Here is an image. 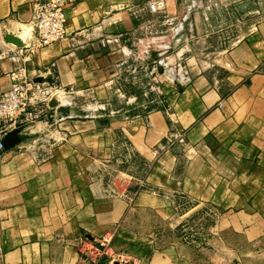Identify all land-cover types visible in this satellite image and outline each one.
I'll use <instances>...</instances> for the list:
<instances>
[{"label": "crops", "instance_id": "obj_1", "mask_svg": "<svg viewBox=\"0 0 264 264\" xmlns=\"http://www.w3.org/2000/svg\"><path fill=\"white\" fill-rule=\"evenodd\" d=\"M226 1L248 8L251 29L223 51V75L197 70L169 109L73 119L60 112L66 96L16 125L19 142L0 153V264H187L176 247L127 228L132 200L161 217L185 198L215 205L226 229L249 242L264 236V209L251 207L264 203V0ZM33 2L0 0V95L22 65L57 91L107 93L129 55L137 0H77L66 8L67 37L24 61L4 35L26 43ZM125 143L145 175L115 195L103 172Z\"/></svg>", "mask_w": 264, "mask_h": 264}, {"label": "rangeland", "instance_id": "obj_2", "mask_svg": "<svg viewBox=\"0 0 264 264\" xmlns=\"http://www.w3.org/2000/svg\"><path fill=\"white\" fill-rule=\"evenodd\" d=\"M147 1L137 0L136 29L124 42L129 55L109 91L82 94L54 89L53 99L67 96L69 105L61 113L73 119H107L169 109L197 70L223 75L221 68L227 66L223 51L251 29L245 22L251 16L248 8L239 4L236 9L226 0H166V10L158 14L145 9ZM177 142L172 145L180 153L185 142ZM124 150L127 153L115 154L103 172L115 195L145 175L143 170L135 172L126 143ZM128 191L122 193L133 199L136 192ZM133 203L127 228L158 239L160 245L176 247L187 264H264V236L249 242L241 233L226 229L224 212L215 205L185 198L179 206L173 205L170 215L161 217ZM251 207L264 209V203ZM183 208L185 217L179 218L177 211Z\"/></svg>", "mask_w": 264, "mask_h": 264}, {"label": "built area", "instance_id": "obj_3", "mask_svg": "<svg viewBox=\"0 0 264 264\" xmlns=\"http://www.w3.org/2000/svg\"><path fill=\"white\" fill-rule=\"evenodd\" d=\"M77 0H34L32 27L28 30L25 46L18 54L24 61L30 60L32 54L44 46L67 37L66 8ZM146 10L152 14L166 10V0H149ZM24 50V51H23ZM35 75L28 73L25 65L11 73L12 83L8 90L0 95V153L5 150L2 138L21 121L40 119L46 116L53 99L54 89L34 81ZM109 239H102L104 253L108 249ZM100 250V251H101ZM122 256L117 258L121 261ZM84 264H95L91 263Z\"/></svg>", "mask_w": 264, "mask_h": 264}, {"label": "water", "instance_id": "obj_4", "mask_svg": "<svg viewBox=\"0 0 264 264\" xmlns=\"http://www.w3.org/2000/svg\"><path fill=\"white\" fill-rule=\"evenodd\" d=\"M5 41L12 43L18 47H24L25 46V41L20 37L17 36L13 33H9V32H5L4 35ZM34 81L37 83H51V78L48 76H37L36 78H34ZM57 105V100L56 99H52L49 103L50 107H55ZM19 128H15L13 130H11L10 132H7L3 138H2V144L4 146L5 149H10L13 148L18 142H19ZM131 264L133 263V260L131 258H128L126 256H122L121 258V262L117 261L116 264Z\"/></svg>", "mask_w": 264, "mask_h": 264}]
</instances>
